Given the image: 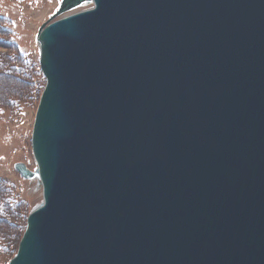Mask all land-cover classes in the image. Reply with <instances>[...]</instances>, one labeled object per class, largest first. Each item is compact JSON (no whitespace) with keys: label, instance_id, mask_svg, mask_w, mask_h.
I'll return each mask as SVG.
<instances>
[{"label":"water","instance_id":"1","mask_svg":"<svg viewBox=\"0 0 264 264\" xmlns=\"http://www.w3.org/2000/svg\"><path fill=\"white\" fill-rule=\"evenodd\" d=\"M48 21L35 170L14 164L42 201L7 264H264V0Z\"/></svg>","mask_w":264,"mask_h":264},{"label":"rangeland","instance_id":"2","mask_svg":"<svg viewBox=\"0 0 264 264\" xmlns=\"http://www.w3.org/2000/svg\"><path fill=\"white\" fill-rule=\"evenodd\" d=\"M60 2L0 0V24L8 28L2 31L0 27V264H6L9 251L18 245L26 226L25 215L42 201L41 186L36 180L23 178L14 164L24 163L35 170L31 131L37 93L45 82L37 67V34L41 25L56 13ZM90 5L81 4L54 19ZM23 55L31 72H27V65L21 60Z\"/></svg>","mask_w":264,"mask_h":264},{"label":"trees","instance_id":"3","mask_svg":"<svg viewBox=\"0 0 264 264\" xmlns=\"http://www.w3.org/2000/svg\"><path fill=\"white\" fill-rule=\"evenodd\" d=\"M0 27H1L2 31H6V30H8V28H6V27H2L1 24H0ZM8 27H9V26H8ZM2 33H3V32H2ZM9 36H11V35L9 34ZM4 39L7 40L6 36L4 37ZM23 54H24V53H23ZM21 55H22V54H21ZM24 55H25V54H24ZM24 55H23V58H22V59L20 58V59L23 61V64H24V66H25V65H27L28 62H25ZM20 59H19L18 61H20ZM11 63H12V62H11ZM0 66H1V64H0ZM14 67H15V69L17 68L16 66H14ZM14 67H11V69H13ZM37 67H38L39 74L41 75V77H43V75H42V73H41V70H40V67H39V63H37ZM7 70H8V69H7ZM27 72H31L30 67H29L28 65H27ZM8 73L12 74V73H11V70H10V71L8 70ZM5 74H7V73H5ZM27 76H28V75H26V78H27ZM43 78H44V77H43ZM44 84H45V82L43 83L42 88H41V89L39 90V92L37 93V94H38V99H37L38 101H39V97H40L41 91H42V89H43V87H44ZM27 214H29V212H28ZM27 214L25 215V218H26ZM25 218H24V219H25ZM22 231H23V230H22ZM20 235H21V234H19L17 240L19 239ZM17 246H18V245H16V246L14 247V249L11 248V250L9 251V253H11V255L9 256L8 261H9V259L15 254V252H16V250H17ZM8 261L6 262V264L8 263Z\"/></svg>","mask_w":264,"mask_h":264},{"label":"bare ground","instance_id":"4","mask_svg":"<svg viewBox=\"0 0 264 264\" xmlns=\"http://www.w3.org/2000/svg\"><path fill=\"white\" fill-rule=\"evenodd\" d=\"M40 29V28H39ZM38 32H39V30H38ZM38 35V34H37ZM38 45H39V43H38ZM38 105V104H37ZM36 112V111H35ZM34 117H35V115H34Z\"/></svg>","mask_w":264,"mask_h":264}]
</instances>
